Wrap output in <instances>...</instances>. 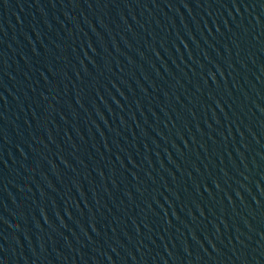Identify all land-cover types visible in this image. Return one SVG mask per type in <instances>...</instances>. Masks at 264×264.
<instances>
[{
  "label": "water",
  "instance_id": "95a60500",
  "mask_svg": "<svg viewBox=\"0 0 264 264\" xmlns=\"http://www.w3.org/2000/svg\"><path fill=\"white\" fill-rule=\"evenodd\" d=\"M0 264H264V0H0Z\"/></svg>",
  "mask_w": 264,
  "mask_h": 264
}]
</instances>
